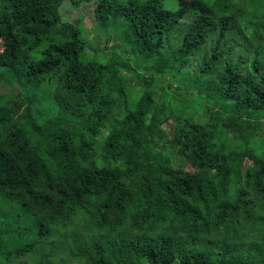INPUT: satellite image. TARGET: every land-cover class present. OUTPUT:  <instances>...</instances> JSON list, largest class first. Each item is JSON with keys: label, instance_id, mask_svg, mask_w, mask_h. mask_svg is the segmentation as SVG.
<instances>
[{"label": "trees", "instance_id": "1", "mask_svg": "<svg viewBox=\"0 0 264 264\" xmlns=\"http://www.w3.org/2000/svg\"><path fill=\"white\" fill-rule=\"evenodd\" d=\"M0 264H264V0H0Z\"/></svg>", "mask_w": 264, "mask_h": 264}, {"label": "rangeland", "instance_id": "2", "mask_svg": "<svg viewBox=\"0 0 264 264\" xmlns=\"http://www.w3.org/2000/svg\"><path fill=\"white\" fill-rule=\"evenodd\" d=\"M167 6H171L172 8H176L177 4H174L173 1L170 3H167ZM88 11H84V8H79L76 12L81 14L82 19L79 21V28L82 30V33L85 34L86 39L91 45L92 50H89V53L94 54V56H98V54H103L108 57H112L113 53V45L118 46L115 42L112 40H108L105 37V34L103 32L102 28H99L97 23L95 22L94 15L92 13V10H94V3L89 4ZM64 13V10L61 11V14ZM63 20L65 21H71L73 22L75 19L78 18V15L72 14V13H67L63 17ZM248 32H252V29H250ZM139 84V83H138ZM175 86L172 85V88ZM136 92H132L131 94L128 93L129 98L132 100H137L139 96L143 94V88L142 87H137ZM11 91H15L16 88H11L9 87ZM175 89V88H174ZM173 89V90H174ZM6 91V90H5ZM159 92V91H158ZM191 94V92H189ZM207 104H210V102H206ZM218 110V109H214ZM200 124H204L205 120L200 119L199 120ZM166 131L168 134H170V129L169 126H166ZM181 164V163H180ZM179 164V165H180ZM250 164V161L246 162V165ZM181 167L184 169H188L191 172H200L196 167L191 166L189 162H183L181 164ZM197 170V171H196Z\"/></svg>", "mask_w": 264, "mask_h": 264}]
</instances>
